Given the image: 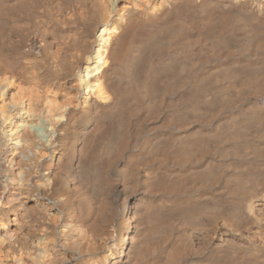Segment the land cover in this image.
<instances>
[{
  "label": "bare ground",
  "instance_id": "bare-ground-1",
  "mask_svg": "<svg viewBox=\"0 0 264 264\" xmlns=\"http://www.w3.org/2000/svg\"><path fill=\"white\" fill-rule=\"evenodd\" d=\"M0 264H264V0H0Z\"/></svg>",
  "mask_w": 264,
  "mask_h": 264
},
{
  "label": "rangeland",
  "instance_id": "rangeland-1",
  "mask_svg": "<svg viewBox=\"0 0 264 264\" xmlns=\"http://www.w3.org/2000/svg\"><path fill=\"white\" fill-rule=\"evenodd\" d=\"M126 1L123 2V4H125Z\"/></svg>",
  "mask_w": 264,
  "mask_h": 264
}]
</instances>
